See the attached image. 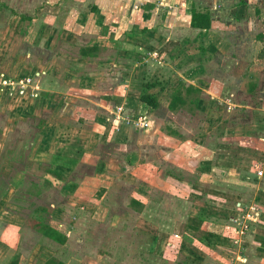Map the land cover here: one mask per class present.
I'll list each match as a JSON object with an SVG mask.
<instances>
[{
    "label": "rangeland",
    "instance_id": "rangeland-1",
    "mask_svg": "<svg viewBox=\"0 0 264 264\" xmlns=\"http://www.w3.org/2000/svg\"><path fill=\"white\" fill-rule=\"evenodd\" d=\"M57 1L56 7L50 4L42 6L45 0H4L5 4L13 7L0 6V74L5 75H0V264H6L8 258L17 253L20 254V259L22 255H30L36 243L42 242L43 246L47 245V253L50 252L56 260L66 264H173L176 261L191 264L185 259V255L167 247L168 243L165 246L164 242L171 241V238H181L174 233H181L191 209L189 204L195 208L196 205L202 204V200H190L183 210L179 207L181 211L174 213L177 210L174 200H178L176 197L173 201L165 199V206L170 211L169 218L152 222L147 218L144 220L146 215H143L141 220H137L129 210V194L137 182L132 169L127 170L121 166L118 169L115 164L102 169L98 163L105 160L111 162L113 157L121 160L122 155L128 158L126 154L133 150L129 144H139L140 152H143V147L151 144L169 146L170 149L163 153L156 150L145 152V167H150L153 161L155 168L161 170L158 178H153V183L165 190L166 187L160 184L164 169H172L177 177H187L191 174L189 168L185 170L180 167L179 157L182 158L186 152L180 148L188 150L195 142L201 140L206 143L212 142L213 138H225V142H232L231 145L237 146L234 150H228H236L234 153L238 156L233 158L232 163L246 167L252 159H256L257 154L264 152V118L257 121L256 133H253L255 127L252 126L250 133L244 134L243 123L251 119L255 122L256 118H240L239 112L241 104H264V99H259L263 98L259 92L264 90L261 82H264V65L256 61L259 67H255V70H244V64L229 67L226 63L227 55L224 54V57L220 58V69L209 66L200 70L196 63L192 62V57L184 56L185 51L176 54L180 49L178 42L169 43L168 39L163 38L164 33L157 29L145 34V39L131 38L139 43L134 46L133 51L127 50L130 55L120 53L122 49L130 47L129 44H122L129 34L126 27L119 29V37H108L105 41H100L98 36L103 30L98 18L105 15L107 22H110L111 31L114 29L113 23L119 22L117 11L122 9L121 5L128 11L131 7L129 3L125 5L124 0ZM99 4L102 5L99 11L94 10V6ZM39 8L41 9L38 10ZM13 13L30 17L26 22L29 25L26 39H32L34 34L38 36V31L44 34L43 39H32L33 47L24 45L19 40L11 42ZM132 18L129 23L133 27L132 30L137 32L144 25L140 16L139 23L131 20ZM42 22L43 29L40 27ZM147 26L153 27L154 24ZM14 32L13 36L17 37L18 33L16 30ZM35 40L38 44H35ZM91 42L107 44L110 50L99 51L95 46V55H79L80 46H84L81 44ZM166 42V51L160 52ZM169 52L174 54H168ZM186 52L189 55L191 53ZM78 56L88 57V61L80 62L77 60ZM82 63L84 65L81 68H87L93 76L91 82L87 80L88 82L83 84L88 88L87 92L83 91L80 85H76L71 79L75 74L68 70L71 67L75 71L72 67ZM51 72L57 73L55 77L58 78L59 85L50 83L54 76ZM24 78H29V83L20 86L19 83L25 80ZM229 78L241 82L245 80V86L240 83L241 87H234L238 92L241 88L243 90L253 85V89L255 84L256 86L253 92H242L243 95L234 97ZM144 80L156 83L149 92L157 95L160 106L150 111L147 107L141 109L144 112L149 111L147 115L152 119L148 125L139 128V134L121 131V125L126 124H121L124 118L137 119L139 116H132L136 102H132L129 97H125L127 103H124V100L122 106L116 108L117 114L112 117L111 111H108V117L103 114L97 116V120H90V117L86 116L88 113L85 115L83 112H89V105L92 106L93 112L97 110L98 106L92 103L91 99L98 102L101 98L104 101L114 95V90L118 92H115L116 94L121 92V95L127 90L134 93V82L139 85ZM115 84L117 85L114 86ZM188 87L195 90L187 92ZM176 88H181L185 103L178 110H170L168 104ZM44 92L50 95L44 96ZM83 100L86 105L80 111L79 107L84 105L79 101ZM126 108L130 110L126 112ZM243 109L250 110L244 107ZM95 114H98V111ZM116 117L119 118L118 123ZM234 117L236 118L233 120ZM260 128L263 129L259 130ZM221 130L229 132L226 137L219 136ZM122 132L124 135L119 137ZM120 138L125 141H118ZM40 146L46 151H38ZM244 146L253 151L242 150ZM204 151L200 148L199 152L194 154L190 150V153L195 155V158H200L206 156ZM51 152L60 154L52 156ZM63 154L76 158L80 164H75L70 171L64 170V177L59 179L61 182H57V179L52 178L55 177L53 173L44 170L49 164L45 163V160L50 162L52 158H59L62 162ZM129 156H132V153ZM141 160L139 159V163H143ZM60 162L55 163L61 165ZM102 170L112 175L113 179L110 180L113 182L116 178L117 183L121 184L119 189L124 191L123 194L113 192L106 199L105 196L91 197L95 192L98 196L102 191L96 190L104 184L103 181L95 180L100 177ZM153 174L154 172L151 175ZM119 175L122 182H118ZM121 175H126V179ZM263 175L264 173L260 177L263 178ZM84 176L89 179L80 182ZM212 178L205 181L206 190L209 189L207 186L211 184ZM224 182L223 185L226 184L227 189L232 188L248 198L255 212L261 210L260 204L264 206V198L258 197L252 202L253 196L251 198L248 193L252 187L240 185L243 183ZM67 184H74L75 188L70 189L66 187ZM254 193L255 190L252 195ZM37 206L47 210L42 214L43 218L62 234L63 243H48L51 240L43 241L39 232H36L37 235L32 232L34 229L31 227L30 218ZM104 208V214L97 211ZM243 211L245 212L242 210L238 215L228 216L237 234H240L239 230L247 219V214H242ZM248 221L251 220L247 219L245 222L248 225L243 229L245 232L249 231ZM136 224L140 227L136 228ZM248 236L241 233L237 238L243 244L250 240ZM236 241L238 242V239ZM150 247L155 250L160 247L163 252L157 254L155 250L150 251ZM165 259L170 262H165ZM22 261L27 264L28 259L23 258ZM215 264L218 263L215 261Z\"/></svg>",
    "mask_w": 264,
    "mask_h": 264
},
{
    "label": "crops",
    "instance_id": "crops-1",
    "mask_svg": "<svg viewBox=\"0 0 264 264\" xmlns=\"http://www.w3.org/2000/svg\"><path fill=\"white\" fill-rule=\"evenodd\" d=\"M126 2L125 5H128V3L131 5V7L128 8V11L123 9V5H121L122 9L117 11V19L119 22L113 23L114 29L111 31L109 28L110 22H107V17L99 16L98 21L99 25L102 24V34L99 33V40L105 41L106 38H117L120 36L119 29H122L123 26H125L128 36L126 38V41L122 42V44H129V48H125V46H122L125 49H122L120 53L128 54L130 55V51H133L134 46H138L137 41L131 38L135 39H145V34L149 33L151 30H158L160 32H163V38L168 39V42H178L179 43V52L176 54H181L183 51H185L184 56H190L192 57V62L198 66V69L205 70L209 66L211 67H217L218 69L221 68L220 58L224 57V54L227 55L226 63L229 65V67H233L236 64L242 65L244 64V70L248 69H256L255 67H259V65L256 63V61L262 65H264V0H124ZM133 1V2H132ZM132 2V3H131ZM58 3L57 0H45V2L42 4V6H48L46 4H50L53 7H56V4ZM7 6V7H13L9 4H5L4 0H0V6ZM133 5V6H132ZM102 7L101 4L98 6H94V10L99 11V8ZM195 8L198 10H204L208 11L210 15V27L208 29H200L191 27L190 25V18H191V9ZM15 10V8H13ZM39 8L38 10H40ZM22 13V12H21ZM21 13H13V18L11 22L13 23L11 25L12 27V37L11 42L19 40L20 43H23L24 45H27L29 47H33L34 43L31 42L32 39H43L44 34L41 33V31H38L36 35L33 36L32 39H26V30L28 28V24L26 23L29 20L22 19ZM21 14V15H20ZM140 16V20L143 23L144 26H142V29L135 32L133 31L132 25L129 23L130 18L133 17L131 20H136L138 23V17ZM126 17V18H125ZM52 21V20H51ZM15 22V24H14ZM44 22L40 23L41 29L44 27L42 26ZM148 23V24H147ZM150 24H154L153 27L147 26ZM139 27V26H138ZM40 29V28H39ZM40 29V30H41ZM16 30L18 33L17 37L13 36V32ZM48 31V30H47ZM182 31V32H181ZM52 32V31H51ZM15 34V32H14ZM180 34V36H178ZM57 35L60 36L59 32H57ZM36 37V38H35ZM25 38V40H24ZM58 38V37H56ZM177 41H176V40ZM166 42L164 44V47L160 49L166 51V45L168 44ZM50 43H52V38ZM11 45V43H8ZM35 44L37 43V40H35ZM52 45V44H51ZM80 47L85 46H96L98 47L99 51L103 50H110V46L107 44H101V43H82ZM12 46V45H11ZM120 47V48H121ZM170 49V48H169ZM170 51V50H169ZM186 51H191L190 55L187 54ZM7 54V53H6ZM119 54V52H118ZM168 54H174L173 52H169ZM81 55V54H79ZM88 58V57H86ZM84 57L77 58L80 62H87ZM94 58V57H93ZM223 59V58H222ZM255 61V62H254ZM82 65H78L77 67H72L75 71L71 69V67L68 68V70L71 73H74V77H71L76 83V85H80L81 89L85 92L88 91V88L84 87V83L89 80H93L92 72L88 71L87 68L85 70L81 68ZM233 68L232 72H233ZM217 69V70H218ZM77 71V72H76ZM36 73V72H35ZM53 73L54 76H52V81H50L51 84H60L58 81L57 73ZM1 76H5L4 74H0ZM77 75V76H76ZM21 76V75H19ZM229 85L232 86V92L234 94V97L240 96V94H247L250 92H253L254 88L252 89L253 85L247 86V88H244L238 92L234 87H238L240 83H242V86H245V80L241 82V80L229 78ZM88 82V81H87ZM86 82V83H87ZM134 82V81H132ZM262 85H264V82L261 80ZM85 83V84H86ZM255 83V81H254ZM115 84L114 86H116ZM133 88H135L134 93H130L129 90L124 92V94H116V90H114V95L110 96L109 98L103 101L101 98L98 100V102H95L91 99L92 103H95L98 108L95 112H93V109L91 105H89V112L87 110H83L86 101L83 100V107H79V110L85 113H88L86 116H89L90 120L93 118L97 120V116H102L103 114L108 117V111L110 113L111 111V117L117 112H115L116 108L118 106H122L123 101L124 103H127L126 98H131L132 102H136L135 108L132 109L133 112L135 111L134 115H132L134 118L137 117V115L144 114L146 115V118L148 120V123L150 122V117L147 115V113L152 110L149 106H146L144 103H142L139 100V94L141 89V84L137 85L135 82L133 84ZM118 90V89H117ZM231 92V93H232ZM118 93V92H117ZM262 97L259 99H264V90H261L259 92ZM44 96L46 94H49L48 92L43 93ZM232 94V96H233ZM242 94V95H243ZM50 95V94H49ZM43 96V97H44ZM126 97V98H125ZM213 99L216 98V96H211ZM39 98V97H38ZM97 98V97H94ZM218 99V98H217ZM90 100V99H89ZM87 101V103L89 102ZM38 101V100H37ZM78 101V100H77ZM116 103V104H115ZM138 103V104H137ZM259 103V102H257ZM255 103V104H257ZM38 106V104H37ZM230 106V105H228ZM149 109V111H142L141 109ZM244 108H249L250 110H244ZM77 108V106L75 107ZM230 109V108H228ZM241 114L240 118H249L251 119L256 118L255 122L253 119L250 121H246L243 123V132L244 134L250 133V129H252V126L255 127V130L253 133H256L258 129L257 121L259 119L264 118V104L261 106L260 104H257L255 106L253 105H242L240 108ZM130 110L129 108H126L125 111L128 112ZM98 111V114H95ZM93 113V114H92ZM149 114V113H148ZM84 116V115H83ZM131 116V117H132ZM105 119L106 117L103 116ZM132 117V118H133ZM102 118V117H101ZM236 117L233 118V120ZM89 121V120H88ZM124 124V123H121ZM263 128H260L261 130ZM137 129L134 128L132 125H121V131H133L137 134L140 132ZM121 133L119 137L123 136L124 133ZM227 133L229 132H223L220 131L219 136H227ZM229 135V134H228ZM200 139V138H199ZM225 138H213L212 142H206L204 143V140H201L199 142H195L192 147H190L188 150H186L184 147L180 148L182 151H186L185 155L179 157L180 167L183 169L189 168L190 175L187 177H177L173 172L172 169H164L163 175L160 184H162L166 189H160L153 183V178H158V173L161 171L157 170L155 168V164H153V161L150 164V167H145V152L149 151H161L162 153L170 149L169 146H165L164 144H151L149 146H145V148H142L143 152H140V146L139 144H129L133 150L129 151V154H126L128 158H126L124 155L123 158L118 159L114 158L111 160V162L100 161L98 165L104 169L106 166H111L113 164L119 167H123L125 169H132V174L136 179V185L132 192H130L129 201H130V212L136 216L137 220L142 218V216L146 215L144 217V220L147 218V220L156 222V221H163L166 217L169 218L170 211H168L167 207L165 206V199H169L173 201L174 197L178 200L175 201L177 206V210L174 211V213H178L179 211L183 210L187 206V203L190 200H202V204L196 205L195 208L190 206V212L187 214V220L184 223V227L181 231V233L175 232L174 235H180V239L171 238V241L164 242V245L167 247H170L171 249H175L177 253H180L181 255H185V259L187 261H190L192 264H226L231 261L237 260V258H245V262L242 264H264V206H259L260 211L255 212L253 216V220L248 221L249 231L245 232L242 230V234L249 235L250 240L248 242H244L241 244V240L238 237V235L235 231L236 229H233V223L229 220V215H238L240 211H243L242 214H247L248 212H254V208L249 204V199L243 196L239 192H235L234 189L230 188L227 189L226 184L227 182H233L237 183H243L240 185H244L247 188L252 187L251 192L248 193L251 194V198L253 196L252 202L255 199L264 198V175L263 178L258 176L255 171V165H262L263 162V156L264 152L262 151L259 155L257 154L255 160H251V162L246 165V167L236 166L232 163L234 161L233 158L238 157L235 155L234 152H229L228 150H234L237 146L231 145L229 142L224 141ZM118 141H125L123 138L118 139ZM204 145L206 148H204ZM150 147V148H149ZM152 147V148H151ZM203 149L208 152H203L204 155L200 158H195V155H192L191 152H199V150ZM242 150L247 151H253L250 147L244 146ZM38 151H46V149H43L41 146L38 147ZM132 153V156H129ZM254 153V152H253ZM42 154V153H41ZM58 155L60 153H53L51 152L50 155ZM52 155V156H53ZM136 155V156H135ZM65 159L66 163H70L69 165L61 163H52V162H46L49 163L48 165H52L54 170L59 172L63 177L65 175L64 170L70 171L73 166L79 165L80 161H77L76 158L72 156H66L62 155ZM126 158V159H125ZM165 156H163L162 160H164ZM226 158V159H225ZM139 159L143 161V163H139ZM225 159V160H222ZM76 162H71V161ZM257 161V162H255ZM255 162V163H254ZM52 163V164H51ZM165 163V161H164ZM183 163V165H181ZM63 164V165H62ZM224 167V168H222ZM152 168V169H151ZM221 169V171L219 170ZM111 172V171H109ZM152 172H154L153 176L151 175ZM156 173V174H155ZM100 177H97L95 180L101 179L104 184L99 186V189L96 191H101V193L97 196L96 192L92 194L91 197H99L106 199L110 194L113 192H118L123 194V190H120L119 187L121 186L120 183H117V180L115 178V181L113 182L110 180L112 178V175L110 173H105L104 170L101 171L99 174ZM121 177H124L123 179H126V175H121ZM211 179V184L207 186L209 188L206 190L205 187V181H208V179ZM54 179H57L55 181L61 182L59 178L52 177ZM89 179V177L84 176V178L80 182H84L85 180ZM113 179V178H112ZM120 179V180H119ZM120 175L118 176V182H122ZM200 179H202L200 181ZM234 179V180H233ZM84 180V181H83ZM238 180V181H236ZM226 181V182H224ZM69 182V181H67ZM79 182V183H80ZM223 182L225 185H223ZM58 184V183H56ZM71 186V187H70ZM66 185V187L70 189H74L75 185L71 184ZM223 186V187H222ZM235 186V185H234ZM256 186V187H254ZM77 187V186H76ZM237 187V186H236ZM246 188V189H247ZM255 190L254 195L253 191ZM98 192V193H99ZM105 193V194H104ZM170 197V198H169ZM88 198V197H87ZM95 199V198H94ZM188 199V200H187ZM187 200V201H184ZM84 201V199H83ZM251 202V203H252ZM233 204V205H232ZM83 207V206H82ZM179 207H182L181 210ZM96 208H94L95 211ZM101 214L105 213V208L97 210ZM261 212V213H260ZM245 216V215H244ZM181 217V214H180ZM247 219L245 220V222ZM244 222V223H245ZM140 227L139 224H136V228ZM248 227V225H247ZM144 228V227H143ZM232 231H230V230ZM33 233L37 235V231L32 230ZM153 232V231H152ZM197 233V234H195ZM200 233V235H198ZM197 235V236H193ZM248 236V237H249ZM39 237L43 239V241H50L47 237H43L41 234H39ZM238 239V242L236 241ZM173 241L174 244L171 245V242ZM42 242V241H41ZM240 242V243H239ZM48 243L54 244V241H50ZM154 244V243H153ZM152 244V245H153ZM1 245V243H0ZM42 243H36L34 251L28 255V256H21V259L18 264H24L22 261L23 258L28 259L27 264H47L46 261L53 257L52 254L47 253V245L46 247L43 246ZM65 245V244H63ZM151 245V247H152ZM155 246V245H154ZM149 248L150 251H154L155 248ZM156 247V246H155ZM177 247V248H176ZM44 249V250H43ZM227 250V252H225ZM157 254H161L163 252L160 247H157L155 250ZM15 254V253H14ZM14 256V255H13ZM11 256V257H13ZM11 257L8 258L6 264L11 259ZM165 262H170L168 259L164 260ZM173 264H184L182 261H176L173 262Z\"/></svg>",
    "mask_w": 264,
    "mask_h": 264
},
{
    "label": "trees",
    "instance_id": "trees-1",
    "mask_svg": "<svg viewBox=\"0 0 264 264\" xmlns=\"http://www.w3.org/2000/svg\"><path fill=\"white\" fill-rule=\"evenodd\" d=\"M22 19L29 20L30 17H23ZM210 15L208 11L204 10H198L195 8L191 9V18H190V25L191 27L195 28H200V29H208L210 27ZM95 47H81L80 48V54L82 56L85 55H95L94 51ZM156 85L155 82L144 80L143 83L141 84V89H140V94H139V100L144 103L146 106H149L150 108H158L160 106V103L158 101L157 95L155 93H150L149 90L153 88ZM195 90L193 87H188L186 88L187 92H191ZM182 91L181 88H176L174 92L171 95V101L168 104V109L170 110H178L181 105L185 103V99L181 95ZM59 158H52L50 162L55 163V162H60L61 159ZM69 160V159H65ZM65 160H63L60 163L66 164L70 166V163H66ZM71 162H76L71 161ZM51 163V164H52ZM62 164V165H63ZM44 170L51 172L54 174L55 177L61 179L62 175L54 170L52 165H48L44 167ZM71 184H69L70 186ZM71 187V186H70ZM2 200H0L1 204ZM47 210L42 207V206H37L33 209L32 216L30 218V224L31 227L39 232L42 236L47 237L48 239L54 241V242H59L63 243L64 242V237L56 228H54L50 223L46 222L43 218V213H45ZM20 261V254L17 253L15 254L7 264H18ZM47 264H66L65 262L61 260H56L54 257L49 258L46 261ZM186 264V263H184Z\"/></svg>",
    "mask_w": 264,
    "mask_h": 264
},
{
    "label": "built area",
    "instance_id": "built-area-1",
    "mask_svg": "<svg viewBox=\"0 0 264 264\" xmlns=\"http://www.w3.org/2000/svg\"><path fill=\"white\" fill-rule=\"evenodd\" d=\"M25 80H23L22 82H20V86H22L23 84H25L27 82V84L29 83V78H24ZM7 82V80H5V83ZM32 96V94H31ZM34 96V95H33ZM116 120V123L119 122V118L116 117L115 118ZM121 121V120H120ZM122 123H126V124H132L135 128L139 129V128H143L145 127L146 125H148V120L146 118V115L144 114H141L137 117V119H130V118H124L122 121ZM255 171H256V174L258 176H261L263 173H264V162L262 165H255ZM254 212H248L247 213V216L246 218L248 220H253V216H254ZM244 224V225H243ZM243 228L239 230V233L241 234L242 233V230L244 228H247V225L245 223H243ZM244 231V230H243ZM243 262H245V258H237V260L235 261H231L229 262L228 264H242Z\"/></svg>",
    "mask_w": 264,
    "mask_h": 264
}]
</instances>
